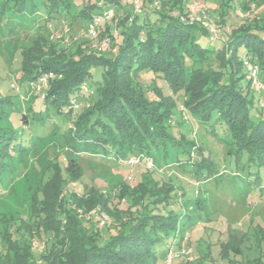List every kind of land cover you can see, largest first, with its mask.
<instances>
[{"label":"trees","instance_id":"16d2710c","mask_svg":"<svg viewBox=\"0 0 264 264\" xmlns=\"http://www.w3.org/2000/svg\"><path fill=\"white\" fill-rule=\"evenodd\" d=\"M138 1L139 11L132 0H0L1 19L7 18L8 11L42 15L44 26L50 23L51 28L55 20L68 18L66 35L78 22L87 32L102 18L96 21L94 36L86 39L99 43L106 39L107 48L84 50L81 46L86 40L57 49L51 42L46 46L49 39L42 34L45 43L37 48L44 65L38 71L52 76L47 88L39 83L43 94L38 96V109L30 107L31 123L43 126L55 116L70 122L69 135L63 139L74 157L65 156L64 179L79 181L80 155L102 153L128 160L139 154L151 157L166 145L176 157L185 155L183 161L195 175L210 174L208 155L196 147L190 130L182 126L183 118L175 112L181 104L197 114L215 136V126L227 134L226 155H232L235 167L243 160L248 168L249 187L244 190L262 194L264 181L258 173H264V93L261 98L246 76L254 70L256 78L264 82V0H237L234 12H254V16L244 17L231 29L225 16L233 7L232 0H220L211 11L206 9L207 22L191 21L194 15L186 5L194 0ZM51 44L56 47L53 52ZM35 54L31 49L20 54L24 81L28 73L35 74L32 66H25L30 57L38 58ZM94 68L99 69L97 79H92ZM12 106L9 98H0V116L9 112L10 117ZM19 120L28 123L24 113ZM16 136L19 134L13 129H0V182L17 162L36 151L28 147L30 138L24 147ZM55 170L44 186L40 182L36 194L41 198L31 199V215L23 222L26 239L10 241L13 225L5 216L0 264H53L54 257L60 264H157L158 254L166 251L162 245L169 248L167 239L179 224V214L159 212L174 192L171 184L155 181L152 173L145 172L135 187L123 183L114 191L116 205L103 191L91 189L64 200L62 179ZM122 203L124 207H120ZM91 210L93 217L86 218ZM104 214L111 221L109 226L98 218ZM41 234L49 238L43 242L46 247L37 262L30 248L33 238H41ZM234 237L228 234L227 243L221 245L223 258L240 254L243 240ZM258 242L264 246V233ZM229 264H264V249L258 258L238 263L229 260Z\"/></svg>","mask_w":264,"mask_h":264},{"label":"rangeland","instance_id":"374dc122","mask_svg":"<svg viewBox=\"0 0 264 264\" xmlns=\"http://www.w3.org/2000/svg\"><path fill=\"white\" fill-rule=\"evenodd\" d=\"M232 1L233 7L228 9L229 16H225L228 29L237 27L244 17L254 16V12L250 14L234 12L237 0ZM194 2L205 5L204 12L197 14L207 22L206 9L211 11L212 8L219 5L220 0ZM194 2L189 1L187 4ZM210 15V21L214 22L215 19L211 12ZM6 16L7 18H0V98H9L13 105V111L10 117L8 116L9 112L0 116V129L6 131L13 129L15 133L19 134L16 137L21 140L24 147L28 146L30 138L31 143L28 147L31 145V149H36V151H30L29 156H24L21 162H17L12 168V172L9 175L7 173L3 175L0 182V230L4 226L6 216L8 223L13 225L9 232L10 241L18 242L27 238L23 236L25 234L23 222H26V218L31 215V199L33 196L41 198V195L36 194L40 190V182L42 181L44 186L55 174V168L59 170V176L62 179L60 184L61 190L64 192L62 199H68V195L79 197L83 192L91 189L90 191L93 192L103 191L108 199H111L112 205L118 203V200L113 197L114 191L119 189L123 183L135 187L141 181V174L149 172L152 173V178L155 181L167 182L174 188V192L169 195L166 207H159V212L165 214L167 211H173L179 214L177 222L179 224L176 231L171 233L173 239H167V243L171 245L169 248L162 245L161 249L166 251L158 254L157 264H196L199 255H204L199 264H229V260L234 263L245 262L261 255L264 246L259 243L260 241L258 242V239L264 233V187H262V194L258 193L259 190L252 192L249 190L250 188L249 191H245L244 188L249 187L246 179L248 168L244 165L243 160L239 161L235 167L232 155H226L225 142L229 141L227 134L223 133L219 126H215V136L197 114L188 112L181 104L177 105L175 112L183 118L184 125L182 126L185 130H190L196 147L208 155V160L212 165L210 174L195 175L183 161L186 158L185 155L180 154L179 157H176L175 151L166 145L154 151L151 154L153 158L152 156L144 157L141 154L139 157L134 155L139 159V162L134 165L119 156L107 157L102 153L91 156L80 155L78 157L83 163L80 171L82 176L79 181L64 179L61 170L66 165L65 156L67 158L74 157L70 153L67 141L63 139V136L69 135L70 122L68 119L55 116L51 121L47 119L43 126L33 127L29 111L31 106L33 109L36 107L38 109L40 106L39 97L43 93H39V83L43 81L45 75L51 74H42L38 71L44 66L40 61L42 53L39 51L40 49L37 50L41 43L43 45L45 43L41 34L48 36L49 40L46 46H50L49 42H51L57 44V49L58 47L68 48L74 42L78 46L81 45V41L87 40L81 47L84 50L87 48L98 52L101 48H107L109 43L106 39L100 43L95 39H86L88 33L82 22L73 26L72 31L70 30L66 35L64 30L68 24V18L55 20L51 23L52 27L50 28V23L46 27L44 26L45 20L42 15L30 16L27 13L19 15L8 11ZM52 44L49 49L51 52L56 48ZM30 49L34 53L36 51L35 55L38 58L30 57V62H26L25 66L27 64L32 66L35 74L28 73L27 80L24 81L20 54ZM87 49L86 51H88ZM51 52L50 55L54 56ZM36 72L39 73L38 76ZM93 72L92 79H97L99 69L94 68ZM252 73L251 71V75L246 77L249 78L254 90L262 98L263 79L256 78V75ZM44 84L47 88L48 80ZM70 104L73 106L75 102L70 101ZM20 113L26 115L28 123L20 122ZM258 176L264 181L263 171H260ZM197 203L198 207H196ZM120 207H124V203L120 204ZM191 208L193 210H190ZM187 213L189 217H186ZM93 215L91 210L87 213L86 218L93 217ZM103 216L98 218L106 220V225L109 226L111 221L105 214ZM92 219L90 218V220ZM228 234L235 236L234 239L238 242L242 240L243 242L239 244L240 254H231L226 259L221 256V245L227 243ZM48 238L45 234H41V238H33L30 252L37 262H39L38 254L46 247L43 242ZM1 244L0 237V250ZM168 256L169 259L171 257L170 260ZM56 258L58 257H54L53 264H60Z\"/></svg>","mask_w":264,"mask_h":264},{"label":"built area","instance_id":"2783aa9c","mask_svg":"<svg viewBox=\"0 0 264 264\" xmlns=\"http://www.w3.org/2000/svg\"><path fill=\"white\" fill-rule=\"evenodd\" d=\"M132 2H133V5H134V8H135V11H139V1L138 0H132ZM186 8L190 11V12H192V13H195L196 15L195 16H193V18L191 19V21H200L202 18L197 14L198 12H200L201 14H202V12H204V6L202 5V4H199V3H197V2H194V3H192V4H187L186 5ZM95 24H96V21H94L90 26H89V30L87 31L88 32V35L89 36H94V27H95ZM210 31L212 32V33H214L215 32V30L211 27L210 28ZM64 32L66 33L67 32V30L65 29L64 30ZM105 46V45H104ZM247 68H248V70H252V67H251V65H247ZM252 74L254 75L255 74V71L254 70H252ZM51 76H52V74H49L48 76L47 75H45L44 76V78H43V81L45 82L46 80H49L50 78H51ZM42 80V79H41ZM43 81H40L41 83H44ZM45 85V84H44ZM263 88V87H262ZM128 162L130 163V164H137L138 162H139V159L138 158H136V157H130V158H128ZM106 218V217H105ZM170 251V250H169ZM168 252V251H167ZM170 253V252H169ZM171 254V253H170ZM175 256V255H174ZM168 259H169V256H168ZM170 259H171V257H170ZM169 259V260H170Z\"/></svg>","mask_w":264,"mask_h":264},{"label":"crops","instance_id":"0c3cea01","mask_svg":"<svg viewBox=\"0 0 264 264\" xmlns=\"http://www.w3.org/2000/svg\"><path fill=\"white\" fill-rule=\"evenodd\" d=\"M194 1H195V0H194ZM194 1H193V2H194ZM211 1H213V0H211ZM218 1H219V0H218ZM192 15H194V14H192ZM209 17H210V16H209Z\"/></svg>","mask_w":264,"mask_h":264}]
</instances>
